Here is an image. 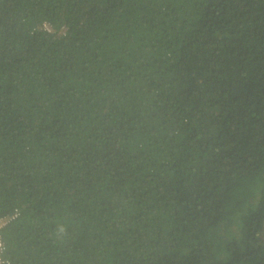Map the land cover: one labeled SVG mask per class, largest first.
I'll return each mask as SVG.
<instances>
[{
  "label": "trees",
  "instance_id": "trees-1",
  "mask_svg": "<svg viewBox=\"0 0 264 264\" xmlns=\"http://www.w3.org/2000/svg\"><path fill=\"white\" fill-rule=\"evenodd\" d=\"M16 209L7 264H264V0H0Z\"/></svg>",
  "mask_w": 264,
  "mask_h": 264
},
{
  "label": "built area",
  "instance_id": "built-area-1",
  "mask_svg": "<svg viewBox=\"0 0 264 264\" xmlns=\"http://www.w3.org/2000/svg\"><path fill=\"white\" fill-rule=\"evenodd\" d=\"M44 28L49 32H55V28L50 23H45ZM67 33V27H61L59 29V34L65 35ZM21 211L16 209L12 213H7L3 216H0V264H7L9 260L6 255L7 245L4 238V230L20 216Z\"/></svg>",
  "mask_w": 264,
  "mask_h": 264
}]
</instances>
